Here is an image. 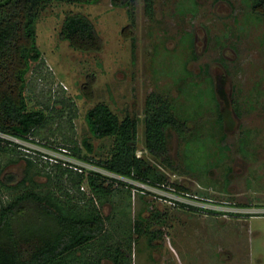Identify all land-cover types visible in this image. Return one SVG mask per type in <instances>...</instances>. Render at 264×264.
I'll return each mask as SVG.
<instances>
[{
    "label": "rangeland",
    "instance_id": "374dc122",
    "mask_svg": "<svg viewBox=\"0 0 264 264\" xmlns=\"http://www.w3.org/2000/svg\"><path fill=\"white\" fill-rule=\"evenodd\" d=\"M251 2L155 0L152 15L143 0L126 7H114L110 0H52L38 9L42 60L27 75L26 95L29 108L44 109L49 121L37 138L76 142L89 157L80 160L96 165L109 157L112 138L92 136L85 114L106 103L119 117L137 119V154L163 174L168 186L213 201L199 200L200 206L233 211L189 208L148 193L131 197L114 183L102 202L93 200L109 217L97 255L122 245V264H264V212L240 213L264 209V15L253 12ZM72 14L93 22L101 50L82 52L59 38L62 21ZM151 93L167 97L184 122L179 133L169 130L167 154L157 157L144 146L145 101ZM85 138L91 151L82 144ZM19 151L0 150V176H24ZM166 156L171 166L160 162ZM29 176L35 184L0 186V205L31 187L83 205L74 190L64 194L68 183L34 168ZM80 189L90 195L86 183ZM140 217L141 231H134ZM107 237L114 245L104 246L110 244ZM101 263L113 264L107 258Z\"/></svg>",
    "mask_w": 264,
    "mask_h": 264
},
{
    "label": "trees",
    "instance_id": "16d2710c",
    "mask_svg": "<svg viewBox=\"0 0 264 264\" xmlns=\"http://www.w3.org/2000/svg\"><path fill=\"white\" fill-rule=\"evenodd\" d=\"M51 1L0 0V133L23 140L31 137L33 142L50 149L64 147L71 156L87 160L89 157L81 154L76 142L64 145L38 139L39 130L49 121L48 115L44 109L29 108L28 105L27 75L42 60L36 41L35 21L38 9ZM68 1L93 4L100 0ZM131 1L110 0L114 7H126ZM143 1L145 12L152 15L155 0ZM251 8L253 12L264 15V0H252ZM59 38L67 40L72 48L82 52H95L102 48V40L93 22L81 14L66 15L59 30ZM145 104V151L153 157L167 154L169 130L179 133L184 122L173 113L171 101L167 97L151 93ZM85 121L95 138H112L109 157L94 161L98 167L152 185L167 184L163 174L154 165L137 155L138 122L135 117L129 114L119 117L106 103H97L87 110ZM82 144L87 150H92L86 138ZM16 147V143L0 136V150L17 151ZM21 156L26 163L24 176L17 179L16 174L5 173L0 176V186L18 189L27 181L35 184L29 176L30 169L34 168L36 173L43 172L48 178L54 176L58 181L68 183L64 194L68 195L69 190H74L80 194L83 205L62 202L50 189L37 191L31 187L15 192L8 202L0 205V264H90L92 256H96L95 264H102L105 258L113 264H122V245L114 252L106 250L104 254L97 255L109 217L102 214L93 200L95 198L102 202L110 194L114 183L132 197L126 183L110 179L99 172H78L61 163L30 158L24 153ZM160 162L171 166L167 156ZM83 183L90 191L88 197L80 189ZM175 187L187 190L182 186ZM140 218L134 221V231L140 229V222L143 221ZM105 240L110 244L104 246L114 245L112 238L110 240L107 237ZM82 258L86 261H80Z\"/></svg>",
    "mask_w": 264,
    "mask_h": 264
},
{
    "label": "built area",
    "instance_id": "2783aa9c",
    "mask_svg": "<svg viewBox=\"0 0 264 264\" xmlns=\"http://www.w3.org/2000/svg\"><path fill=\"white\" fill-rule=\"evenodd\" d=\"M0 136L3 137L4 139H7L11 142H14L18 145V148L23 151L24 155L30 158H35L38 157L39 159L49 162V163H61L63 166L69 167L75 171L78 172H84L87 173L89 171L93 172H99L106 177L113 179V180H121L126 183V186H128L131 190V195L132 197L135 196L136 194H152L154 196L159 195V198L164 197L167 198L169 201L176 203L177 205H187L189 207H200V208H206V209H212V210H217V211H223V212H228L232 213L233 211L231 209H217L214 207H209V206H200L198 204L199 200H203L205 202L211 201L212 200H207L198 197L197 195H191L188 192L184 191L183 189H178L174 186H168V184H161L159 185H152L149 183L137 181L128 177H124L118 174H115L111 171H108L103 168H99L93 163H88L86 161H81L78 158H75L70 155V152L68 149L64 147H58L55 149H50L46 148L42 145L37 144L36 142L32 141V138L28 139H20L15 136L9 135V134H4L0 133ZM32 143V145L28 146L27 143ZM34 145L36 147H34ZM42 147V149H40ZM138 155V154H137ZM161 187L162 189L165 190H171V195L167 196L163 194L158 188ZM252 212H264V209H250V210H243L240 211V213L245 214V213H252Z\"/></svg>",
    "mask_w": 264,
    "mask_h": 264
}]
</instances>
